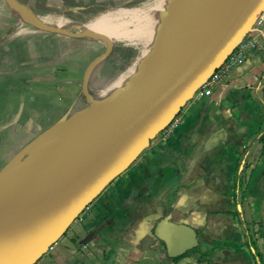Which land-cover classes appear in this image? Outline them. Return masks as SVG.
I'll use <instances>...</instances> for the list:
<instances>
[{"label": "crops", "instance_id": "1", "mask_svg": "<svg viewBox=\"0 0 264 264\" xmlns=\"http://www.w3.org/2000/svg\"><path fill=\"white\" fill-rule=\"evenodd\" d=\"M108 1L116 0H0V170L49 147L111 76L108 57L94 62L104 42L87 33L89 22L72 19L89 3ZM178 117L168 137L156 135L41 252L40 264H200L205 250L208 264H252L244 247L222 244L241 240L232 213L262 223L264 258L262 54L249 51L210 95L195 93ZM237 172L243 184L234 191ZM185 195L186 206L177 208ZM193 212L206 217L199 227L185 222ZM141 224L150 232L137 243ZM43 244L33 235L0 239V264H29Z\"/></svg>", "mask_w": 264, "mask_h": 264}, {"label": "water", "instance_id": "2", "mask_svg": "<svg viewBox=\"0 0 264 264\" xmlns=\"http://www.w3.org/2000/svg\"><path fill=\"white\" fill-rule=\"evenodd\" d=\"M194 2L205 7L204 16L197 21L183 19L191 24L188 32L176 36L175 47L150 83L98 123L72 151L49 169L34 168L35 157L30 155L0 170V239L33 235L44 241L29 264L171 122L264 10V0H226L218 7L209 0ZM167 16L169 22H176L173 12ZM97 36L106 41V47L94 62L105 59L113 47L111 39ZM22 169L29 171L28 177L13 181L12 176Z\"/></svg>", "mask_w": 264, "mask_h": 264}, {"label": "bare ground", "instance_id": "3", "mask_svg": "<svg viewBox=\"0 0 264 264\" xmlns=\"http://www.w3.org/2000/svg\"><path fill=\"white\" fill-rule=\"evenodd\" d=\"M209 1L213 7H218L224 4L226 0ZM188 3L189 5L185 0H159L154 8H150L148 12L141 16H133L130 20L120 21L102 14L103 16L90 21L86 25L91 30V32L87 31L88 34H102L112 41L113 38L106 32L127 34L131 39L143 40L145 43L144 50L130 69L131 74L138 76L121 79L115 85L101 92L99 96L97 95L98 98L93 97L92 102L95 105L93 108H88L80 115L68 120V124L62 129V132L67 128L68 130L63 134L61 132L62 135L56 138L49 147L36 153L33 163L34 168L45 170L55 164L65 152L71 151L79 141L90 134L98 123H103L135 92L150 83L153 75L162 67L169 53L175 47L176 36L179 35L181 38L188 32L191 24L183 19L188 18L197 21L205 14L204 6L197 4L194 0H189ZM196 8H202L203 11H197ZM168 12L174 13L176 22H169ZM137 15L139 14L137 13ZM128 24H132V27L128 28ZM105 106L108 111L104 113ZM28 175L29 171L22 169L12 176V179L13 181H21ZM47 236L48 238L53 237L54 233Z\"/></svg>", "mask_w": 264, "mask_h": 264}, {"label": "rangeland", "instance_id": "4", "mask_svg": "<svg viewBox=\"0 0 264 264\" xmlns=\"http://www.w3.org/2000/svg\"><path fill=\"white\" fill-rule=\"evenodd\" d=\"M158 2L159 0H138L136 2H130L129 0H116V1H108L104 3L102 2L98 4L89 3L88 9L82 12L83 15H80L74 11L72 19L76 20L80 24L88 23L103 15H108L112 19H118L120 21L130 20L131 17L133 16H141L145 12H148L150 8H154L158 4ZM185 2L189 5L188 3L189 0H185ZM196 10L200 12L203 11L202 8H196ZM137 13L139 15H137ZM128 15L130 16V18ZM131 27L132 24H128V28ZM72 31H79V30L73 29ZM106 33L109 34L108 32ZM109 35L112 38L117 39V40H113L112 50L110 54L107 56L108 57L107 65L111 69L112 74L108 79H106V81H103L102 83L99 84L97 90L91 92L92 96H95L96 98H98L101 92L115 85L117 81L121 79H128L132 77L134 78L138 76L135 74H131L130 69L132 64L135 62V60L141 55L142 51L144 50L143 49L144 42L142 40L131 39L127 34H122V33H113L112 34L113 36L111 34ZM93 37L98 39L99 43L104 42V44L102 43L101 44L103 45V48L106 47L105 40L101 39L97 35H94ZM118 39H124V40H118ZM94 106L95 105L92 102V104H90L88 108L91 109ZM106 111L108 110L106 109L105 106L103 112L105 113ZM240 236H241V232H240Z\"/></svg>", "mask_w": 264, "mask_h": 264}, {"label": "built area", "instance_id": "5", "mask_svg": "<svg viewBox=\"0 0 264 264\" xmlns=\"http://www.w3.org/2000/svg\"><path fill=\"white\" fill-rule=\"evenodd\" d=\"M264 37V10L257 15L253 24L234 49L226 56L225 60L212 72V74L202 83L196 91L203 95H210L212 88L220 83L223 78L230 73L237 65L245 60L247 53L251 50L259 51L264 57L262 38ZM179 114V113H178ZM178 114L160 132L164 137H168L178 126ZM33 264H40L37 260Z\"/></svg>", "mask_w": 264, "mask_h": 264}, {"label": "trees", "instance_id": "6", "mask_svg": "<svg viewBox=\"0 0 264 264\" xmlns=\"http://www.w3.org/2000/svg\"><path fill=\"white\" fill-rule=\"evenodd\" d=\"M260 140L262 141L264 150V136ZM233 181L234 191L242 187L243 176L240 174V172H237L235 174ZM232 218H234L236 220V223L241 226V240L238 242L223 241L222 244L232 247H244L250 255L252 264H264L263 254L258 246V234L260 232V229L262 228V223L256 217H252L250 220H246L242 217H239L237 213H232ZM196 251L198 250L196 249ZM209 253V250L200 251L198 262L200 264H208L206 257L209 255ZM180 258L181 257L174 258L173 260L177 261Z\"/></svg>", "mask_w": 264, "mask_h": 264}, {"label": "clouds", "instance_id": "7", "mask_svg": "<svg viewBox=\"0 0 264 264\" xmlns=\"http://www.w3.org/2000/svg\"><path fill=\"white\" fill-rule=\"evenodd\" d=\"M188 197L182 196L176 203L177 208H182L186 206ZM206 217L200 213V212H193L191 214V219L188 221H185L186 223H190L192 227H199L201 226ZM150 232V227H146L144 224H141V226L137 229V236H136V242L138 243L141 239H143L145 236H147Z\"/></svg>", "mask_w": 264, "mask_h": 264}]
</instances>
